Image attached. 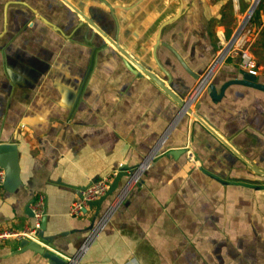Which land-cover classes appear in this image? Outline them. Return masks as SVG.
<instances>
[{
  "label": "crops",
  "instance_id": "0c3cea01",
  "mask_svg": "<svg viewBox=\"0 0 264 264\" xmlns=\"http://www.w3.org/2000/svg\"><path fill=\"white\" fill-rule=\"evenodd\" d=\"M253 1L0 0V144L15 145L18 166L16 184L0 186V230L30 227L26 207L42 194L37 243L65 259L95 211L71 217L70 204L126 168L78 264H264V92L199 93L187 107L201 120L178 115L116 48L187 99L197 81L161 43L201 75ZM249 26L264 84V0ZM239 69L227 56L209 81L219 89ZM18 249L5 241L0 264H45Z\"/></svg>",
  "mask_w": 264,
  "mask_h": 264
},
{
  "label": "water",
  "instance_id": "95a60500",
  "mask_svg": "<svg viewBox=\"0 0 264 264\" xmlns=\"http://www.w3.org/2000/svg\"><path fill=\"white\" fill-rule=\"evenodd\" d=\"M259 1L260 0H254L253 1L252 5L249 9L248 16H250L252 14L255 7L259 3ZM86 21L88 23H90V21L87 18H86ZM158 43H159V41H157V45H158ZM161 45L166 47L169 50V52L173 55L175 60L179 63V65L195 81H197V86H196L197 94H199V93L207 94L213 102L220 101L222 99V97L224 96L226 89L231 85L247 86V87H251L253 89L264 92V84H262L258 81L257 75L254 73H250V72L241 70V69H239L240 71L238 72L239 77L225 81L224 83H222L220 85L219 89H216L214 82L209 81L212 76L209 79L210 75L207 76V75H204V73L201 75L194 73L188 67V65L185 63V61L171 47H169L165 43H161ZM116 48L118 49L119 53H121V55L125 58L127 63L129 62L132 65H134L140 74L146 76L150 81H152L155 85H157L160 89H162L167 95H169L171 98L174 99V101L179 106V110L177 113L178 115H182V114H186V113L187 114L192 113V114H194L196 120H201V118L196 113H194L195 111H191L190 109H188V107H187L188 103L191 101L189 99H186V98H180V95L178 94V92H176L175 90H171V89H173V84L170 81L167 82L169 86H166L165 83L161 79H159L154 73H152L147 68H145L140 62H137L135 59L130 57L126 53V51H124L121 48L119 49V47H117V46H116ZM155 61L157 62V59H155ZM212 80H213V78H212ZM206 126L209 130H212V128H210L208 125H206ZM179 151H181V150L180 149H171L169 152H170V154L175 155ZM0 167L5 172V180L3 182V186L8 187L9 184H11L13 182H14V184H16V182L18 181V166L16 163V147H15V145L10 144V143L0 144ZM125 170H126V168H120L118 170V172L116 173V175L113 177L107 192L103 196L96 199L95 201H92L89 204V208L91 209V208L95 207V211L93 213V216L91 217L90 224L86 229L87 231H93L94 230V227H95L94 224L97 221V217L99 215L100 205L106 199V197L111 195L117 189L119 179L123 176H128V181H129L133 177L135 171L130 173V175H127ZM30 204H28V206L26 207V213H27V215L32 217ZM86 211H87V209L84 210V213ZM44 223H45V213H44L42 220H41L39 232H41V230L44 229ZM39 237L43 238L41 235ZM27 250L33 251L34 253L41 255V257L45 260V264H78L79 250H77L74 254L67 256L64 259V258L60 257L59 255H56V253H53V252L45 249L43 246H41L37 242L28 240L26 238L20 239L19 240V249L16 251V253H23Z\"/></svg>",
  "mask_w": 264,
  "mask_h": 264
},
{
  "label": "built area",
  "instance_id": "2783aa9c",
  "mask_svg": "<svg viewBox=\"0 0 264 264\" xmlns=\"http://www.w3.org/2000/svg\"><path fill=\"white\" fill-rule=\"evenodd\" d=\"M249 13V12H248ZM250 16L248 14L241 19L238 24L235 32L232 37L225 40H220V44H223V47L220 50V54L213 60V63L210 67L206 69L204 75L209 76L213 74L212 68L219 62H221L227 56H235L238 58V66L241 70L257 73L258 67L254 57L251 54V47L255 42V34L249 26ZM219 44V45H220ZM197 94V90L195 88V94L191 95V97L187 98L191 100L195 98ZM198 95V94H197ZM5 180V172L0 167V186L3 184ZM110 185V177H103L100 180L93 181L89 185H87L80 193V196L73 201L68 209V214L71 217H80L83 215L85 209H89V204L92 201L103 196ZM44 207H45V198L42 194L37 195L33 202L31 203L30 209L32 212L33 223L30 227H26L21 231L15 230H0V246L7 240L17 239L20 240L22 238H26L28 240L38 242V231L40 230L41 220L44 215ZM103 218L98 221L94 227V230L90 232L87 238L84 240V243L79 248L80 251L84 249V246L87 244L90 237L94 234V232L99 228Z\"/></svg>",
  "mask_w": 264,
  "mask_h": 264
},
{
  "label": "rangeland",
  "instance_id": "374dc122",
  "mask_svg": "<svg viewBox=\"0 0 264 264\" xmlns=\"http://www.w3.org/2000/svg\"><path fill=\"white\" fill-rule=\"evenodd\" d=\"M260 1H261V0H260ZM259 3H260V2H259ZM258 6H259V4H258ZM258 6H257V7H258ZM242 16H243V15H242V13H241L240 16H239V18H238L239 23H240V21H241V19H242ZM226 40H227V39H226ZM226 40H225V42H226ZM222 47H223V44H220V45H219V49L217 50V53H216L215 58L219 56V54H220V50H221Z\"/></svg>",
  "mask_w": 264,
  "mask_h": 264
},
{
  "label": "trees",
  "instance_id": "16d2710c",
  "mask_svg": "<svg viewBox=\"0 0 264 264\" xmlns=\"http://www.w3.org/2000/svg\"><path fill=\"white\" fill-rule=\"evenodd\" d=\"M261 1H262V0H261ZM261 1H259V2L261 3ZM260 3H259V4H260ZM257 8H258V7H257ZM257 8L254 10L253 14H252L251 17H250V23H251V26H253L254 14H255Z\"/></svg>",
  "mask_w": 264,
  "mask_h": 264
}]
</instances>
